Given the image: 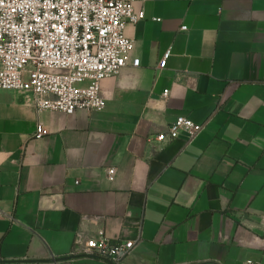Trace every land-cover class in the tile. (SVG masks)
<instances>
[{
	"label": "crops",
	"instance_id": "0c3cea01",
	"mask_svg": "<svg viewBox=\"0 0 264 264\" xmlns=\"http://www.w3.org/2000/svg\"><path fill=\"white\" fill-rule=\"evenodd\" d=\"M135 9L141 67L103 81L104 111L0 90V264H106L97 237L134 242L122 264H264V0ZM181 116L203 131L157 143Z\"/></svg>",
	"mask_w": 264,
	"mask_h": 264
},
{
	"label": "built area",
	"instance_id": "2783aa9c",
	"mask_svg": "<svg viewBox=\"0 0 264 264\" xmlns=\"http://www.w3.org/2000/svg\"><path fill=\"white\" fill-rule=\"evenodd\" d=\"M138 1L0 0V90L31 94L38 112L70 117L79 111H104L103 81L129 66L141 67L139 58L131 59L135 41L126 36L128 25L147 19L145 9H135ZM170 57L167 51L159 71L167 68ZM203 129L181 116L155 141L186 135L191 143ZM43 137L38 127L35 138ZM116 171L107 170L109 181H114ZM134 246L97 237L85 243L83 253L106 264H122Z\"/></svg>",
	"mask_w": 264,
	"mask_h": 264
}]
</instances>
